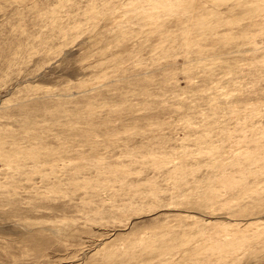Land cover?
I'll use <instances>...</instances> for the list:
<instances>
[{
  "label": "rangeland",
  "instance_id": "obj_1",
  "mask_svg": "<svg viewBox=\"0 0 264 264\" xmlns=\"http://www.w3.org/2000/svg\"><path fill=\"white\" fill-rule=\"evenodd\" d=\"M0 264H264V0H0Z\"/></svg>",
  "mask_w": 264,
  "mask_h": 264
}]
</instances>
